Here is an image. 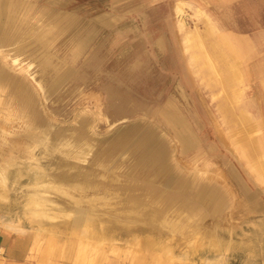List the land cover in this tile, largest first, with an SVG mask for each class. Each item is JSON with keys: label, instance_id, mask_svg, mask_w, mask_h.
<instances>
[{"label": "rangeland", "instance_id": "1", "mask_svg": "<svg viewBox=\"0 0 264 264\" xmlns=\"http://www.w3.org/2000/svg\"><path fill=\"white\" fill-rule=\"evenodd\" d=\"M0 166V264H264V0H0Z\"/></svg>", "mask_w": 264, "mask_h": 264}, {"label": "bare ground", "instance_id": "2", "mask_svg": "<svg viewBox=\"0 0 264 264\" xmlns=\"http://www.w3.org/2000/svg\"><path fill=\"white\" fill-rule=\"evenodd\" d=\"M182 2V1H181ZM176 4V3H175ZM183 4V3H182ZM180 5L181 4H178L177 5V8H178V10H180V12H182V10H181V8H180ZM203 35V34H202ZM206 38V37H205ZM216 55V54H215ZM214 55V56H215ZM217 62V61H216ZM227 66H229L230 68H231V66H230V64H226L224 67H223V69L226 71V73L227 74H229V76L231 77V76H233L234 74H232V72H228L229 71V68L227 67ZM2 169H3V167H1L0 166V174H2L3 172H1L2 171ZM110 178V177H109ZM111 179V178H110ZM113 179V178H112ZM4 182V179H3V177H1L0 178V186H3V182ZM2 198V196H1V194H0V199ZM106 202V201H105ZM24 214H25V216H26V218L30 221V223H42V221H43V219H46L47 217H48V215H47V210L44 208V205L40 202V200L39 199H37V198H34L33 196H29L28 197V201L26 202V207H25V210H24ZM68 217H70V216H68ZM39 224V225H40ZM89 238H91V237H89ZM94 238V237H93ZM78 239H80V241L82 240L81 239V237H78ZM88 243V242H87ZM95 248V247H94ZM218 248V247H217ZM94 250V249H93ZM95 252H96V250H94ZM94 251H93V253H94ZM87 253V252H86ZM97 253V252H96ZM86 258V257H85ZM93 258H96V259H93ZM93 258H86L87 260H85L84 259V261H87L88 262V264H96L97 263V261L99 260L98 258H97V256L96 257H93ZM137 263L138 264H141L142 263V258H138V260H137ZM136 263V264H137Z\"/></svg>", "mask_w": 264, "mask_h": 264}, {"label": "crops", "instance_id": "3", "mask_svg": "<svg viewBox=\"0 0 264 264\" xmlns=\"http://www.w3.org/2000/svg\"><path fill=\"white\" fill-rule=\"evenodd\" d=\"M192 36H193V39L195 40V39H197L198 40V42H199V45L200 46H202L203 45V41H202V39L200 38V36L198 35V33H196V31L195 30H193L192 31ZM210 60V59H209ZM210 62H211V60H210ZM212 65V64H211ZM230 66H231V68L229 67V66H227L228 68H229V71L228 72H232V74L234 73V69L232 68L234 65H233V63H231L230 64ZM229 75V74H228ZM222 80V79H221ZM227 80H233L232 79V76L230 77L229 76V78L227 77ZM175 122H179L178 120H175Z\"/></svg>", "mask_w": 264, "mask_h": 264}]
</instances>
